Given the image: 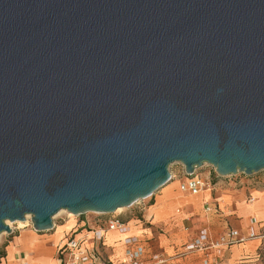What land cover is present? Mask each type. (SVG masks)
Returning <instances> with one entry per match:
<instances>
[{
  "label": "water",
  "instance_id": "obj_1",
  "mask_svg": "<svg viewBox=\"0 0 264 264\" xmlns=\"http://www.w3.org/2000/svg\"><path fill=\"white\" fill-rule=\"evenodd\" d=\"M175 163L264 171V0H0V235L131 207Z\"/></svg>",
  "mask_w": 264,
  "mask_h": 264
},
{
  "label": "crops",
  "instance_id": "obj_2",
  "mask_svg": "<svg viewBox=\"0 0 264 264\" xmlns=\"http://www.w3.org/2000/svg\"><path fill=\"white\" fill-rule=\"evenodd\" d=\"M181 184V181H175L165 185L154 203L144 209L142 219L123 220L130 227L128 234L106 232L105 254L113 263H124V239L133 236L146 249L144 264H264V237L220 251L186 250L204 228L209 230L214 241L219 239L226 226L243 234L251 230L261 234L264 230V191H255L253 201L248 203L243 195L224 190L218 183L196 196L181 191ZM207 203L216 206L219 214H207ZM254 219L257 225L253 223ZM70 231L65 229L61 239L57 232L39 239L36 233L27 230L19 236V241L11 242L0 251L1 264L21 261L29 264L28 260L31 264H46L48 258L58 264V259L52 257L53 248L57 249ZM34 240L37 245L31 243ZM50 242L53 246H47ZM30 247L36 253L30 251ZM158 259L164 262L159 263Z\"/></svg>",
  "mask_w": 264,
  "mask_h": 264
},
{
  "label": "built area",
  "instance_id": "obj_3",
  "mask_svg": "<svg viewBox=\"0 0 264 264\" xmlns=\"http://www.w3.org/2000/svg\"><path fill=\"white\" fill-rule=\"evenodd\" d=\"M181 191L191 194L200 195L206 189V181L199 177L196 173L189 176L186 183L180 186ZM253 199L250 200V203ZM207 214H219L216 206L207 203L205 205ZM255 225L258 224L256 219L253 220ZM130 227L128 224L118 217H112L107 221L105 226L91 228L87 223L83 224L79 229L71 230V234L67 235L64 242L57 248L58 264H115L105 254V235L107 231L118 232L120 234H128ZM264 237L258 232L251 230L248 234H243L237 229L226 226L225 231L217 241L211 238L207 228L201 230L199 238L188 245L186 250L191 251H220L224 248L241 245L250 239ZM125 261L123 264H144L145 247L136 237L127 236L124 239ZM159 263H163V259H158ZM1 264V256H0ZM18 264H26L19 262Z\"/></svg>",
  "mask_w": 264,
  "mask_h": 264
},
{
  "label": "rangeland",
  "instance_id": "obj_4",
  "mask_svg": "<svg viewBox=\"0 0 264 264\" xmlns=\"http://www.w3.org/2000/svg\"><path fill=\"white\" fill-rule=\"evenodd\" d=\"M170 173L172 175V180L168 184H171L175 181H181V183L183 184L186 183L187 179L189 178V176L185 172L184 166L179 163H175L170 167ZM196 174L206 181L205 190L213 189L215 183H218L220 186H222L224 190L231 191L238 195H243L244 198L248 201V203L251 199H253V194L255 193V191H264V171L254 173L252 175H246L244 173H241L237 175L221 177L216 173L215 169L212 166L204 165L203 167L197 169ZM162 188L159 189L153 196L144 200H140L131 207L124 208L123 211L119 213H86L81 216L75 215L73 219L72 217H69L66 213H63L59 216L57 214L54 217L55 228L51 231L37 232L33 228L31 219H29L30 225L25 229H22L18 222H10V224L12 225L9 226L12 229V233L9 234L4 232L0 235V251H3L4 247L10 245L11 242H15L16 240L19 241V236L27 230H30L34 234L36 233L39 239H43L46 237V235H50L54 232H57L59 239H61L63 235L61 233L65 229L67 231L73 229L72 231H74L75 229H79L80 227H82L85 223L90 225L91 228H95L98 226H105L107 221L110 220L112 217H118L122 220H130L135 218L142 219V216H144V209L148 208L149 206H151V204L154 203L157 196L160 195ZM64 224L65 226L62 227V225ZM69 234H71V231L70 233L66 234V236ZM259 235H264V230ZM31 243H33V245H37L35 240L31 241ZM47 246H53V242L48 243ZM53 249L54 252L52 253V257L57 260V249H55V247ZM30 251L36 253L35 250H31V247ZM30 262L31 260H28L29 264H31ZM46 264H56V262L48 258Z\"/></svg>",
  "mask_w": 264,
  "mask_h": 264
},
{
  "label": "bare ground",
  "instance_id": "obj_5",
  "mask_svg": "<svg viewBox=\"0 0 264 264\" xmlns=\"http://www.w3.org/2000/svg\"><path fill=\"white\" fill-rule=\"evenodd\" d=\"M121 211H123V209H119V210H117L115 213H119V212H121ZM63 213L68 214V216H69V217H72V219L75 217L74 214H72V213H70V212H67V211H65V210L60 211V212L58 213V216L61 215V214H63ZM56 217H57V216H56ZM29 219H30V216L27 218V221H25V222H18L22 229H25V228H27V227L30 225V221H29ZM8 224H9V225H12V224H10V222H8Z\"/></svg>",
  "mask_w": 264,
  "mask_h": 264
}]
</instances>
